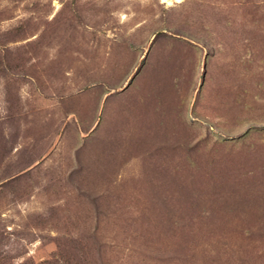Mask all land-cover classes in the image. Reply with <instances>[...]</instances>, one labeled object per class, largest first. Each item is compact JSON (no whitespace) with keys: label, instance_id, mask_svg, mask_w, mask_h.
Segmentation results:
<instances>
[{"label":"rangeland","instance_id":"rangeland-1","mask_svg":"<svg viewBox=\"0 0 264 264\" xmlns=\"http://www.w3.org/2000/svg\"><path fill=\"white\" fill-rule=\"evenodd\" d=\"M0 264H264V0H0Z\"/></svg>","mask_w":264,"mask_h":264},{"label":"bare ground","instance_id":"bare-ground-1","mask_svg":"<svg viewBox=\"0 0 264 264\" xmlns=\"http://www.w3.org/2000/svg\"><path fill=\"white\" fill-rule=\"evenodd\" d=\"M166 2H172V1H175L177 3H181L183 2L184 0H165ZM171 5V4H170Z\"/></svg>","mask_w":264,"mask_h":264}]
</instances>
